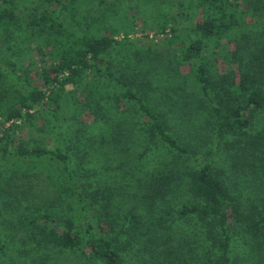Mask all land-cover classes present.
Masks as SVG:
<instances>
[{
  "label": "trees",
  "instance_id": "obj_1",
  "mask_svg": "<svg viewBox=\"0 0 264 264\" xmlns=\"http://www.w3.org/2000/svg\"><path fill=\"white\" fill-rule=\"evenodd\" d=\"M86 3L0 0V167L7 179L45 176L54 195L32 212L15 198L22 212L8 223L100 264H264V0H156L153 12L142 0ZM136 30L164 33L192 66L206 118L190 124L180 105L189 142L161 105L175 90L168 66ZM223 39L236 68L218 76L206 53ZM32 50L40 85L14 59ZM79 83L84 98L71 101L64 87ZM25 125L50 143L14 141ZM14 232L0 230V264H24L8 250Z\"/></svg>",
  "mask_w": 264,
  "mask_h": 264
},
{
  "label": "rangeland",
  "instance_id": "obj_2",
  "mask_svg": "<svg viewBox=\"0 0 264 264\" xmlns=\"http://www.w3.org/2000/svg\"><path fill=\"white\" fill-rule=\"evenodd\" d=\"M86 5L82 8V11H86L96 7L97 0H86ZM142 4L148 9V12H153L152 8L156 6V0H142ZM264 5V4H263ZM259 13L264 14V7L257 5ZM166 8L167 5L163 3V8ZM241 7H245L242 5ZM121 9L124 10L125 6H120ZM250 11V10H249ZM139 23H137L138 25ZM169 27V26H168ZM139 25L135 29H139ZM140 30V29H139ZM136 30V32H132L129 36L139 37L143 36L147 33V38H144V43L140 44L138 47H143L147 49L150 47L148 51L149 55L160 53L159 59L161 60L162 65H167V70L164 73L166 80L173 86L175 89L172 93V96L165 101L161 102L164 110L167 111L170 116L169 124L172 127V132L176 137L181 140H185V142H189L191 140L189 131L184 125L183 120L180 119V105L182 104L186 114L189 117L190 124L193 123L199 116L200 119L204 120L206 118V113L199 109L198 112V87L196 86V80L194 79V71H192V66L190 63L179 59L177 56V43L173 42L171 44L164 42L165 34H155L153 30L148 32H142ZM169 29L167 28L166 31ZM117 38L121 37V34L115 35ZM232 50H234V44L229 43L226 44L225 39L221 40V45L218 47H214L210 45L207 48L206 55L208 56L211 62V68L214 69L218 76L226 75L230 72L228 67L233 69L236 68V64L229 62L230 60L226 58V54H229ZM20 54V53H19ZM16 55H12V58ZM17 62V65L23 69L27 67L26 71L30 72L31 77L34 79L36 84L40 85V79L37 78L35 73V68H39L40 58L35 50L30 51L29 53L21 52L19 57L14 58ZM13 59V61H14ZM130 64V63H129ZM131 71V68L129 69ZM89 79V78H88ZM219 79V78H218ZM79 83L77 85L67 84L64 87V93H66V97L71 101L76 99L77 101L82 100L84 98L83 85ZM46 93H48L47 88H43ZM187 97L188 101H183V97ZM202 100V99H201ZM174 101L175 105H172L171 102ZM185 103L187 106L185 107ZM200 105V104H199ZM198 106V107H197ZM45 107V105L43 106ZM37 109V107H35ZM187 109V111H186ZM76 113V115L81 118L86 123H89L92 113L90 111H84L83 108L78 107L76 110L72 109ZM37 124H42L41 120L37 119ZM261 124L264 125V121H260ZM8 124V123H7ZM96 130L95 126H92L91 133L94 134ZM32 136V141L43 140L47 142L42 135V132L38 130V128L31 127L29 125L23 126L20 130H18L15 134L12 135L14 141L18 140H28ZM231 140L230 138L225 139L221 142L220 150H219V158L217 160V165L219 166V170H223L227 167L226 160L224 162V157H227V147L228 145L225 141ZM70 141V140H68ZM195 141V139L193 140ZM100 149L98 150L97 146H93L92 148V156L91 162L95 166H99L100 162H103L101 158H98ZM225 167V168H224ZM0 171H3V167H0ZM223 174L226 172L223 170ZM6 173L2 176L3 181L0 182V230H15L12 235L13 246L9 245V253L13 256L16 254L17 250L20 249L19 253H17L19 259H22L24 264H100L91 259L86 258L85 256H78L77 253L69 252V251H60L59 248L55 247L48 241L44 240L43 237L38 238L36 240H31V238H27L24 234L23 229L20 226H14V222L8 223L9 221H15L19 216L20 212H22V208H20L18 204V200H22L23 197H26V201L28 203V207H30L27 211L32 212L33 209L37 207H41L43 209L46 206L48 198L53 197V188L50 183L46 181L45 176H13L9 179L4 177ZM238 171H233L230 173V178L236 176L237 180ZM235 181V179H234ZM17 198L16 202H13L14 199ZM63 209V205H62ZM28 239V240H25ZM6 240L0 234V241ZM13 253V254H12ZM18 264V262H17ZM22 264V263H21Z\"/></svg>",
  "mask_w": 264,
  "mask_h": 264
}]
</instances>
